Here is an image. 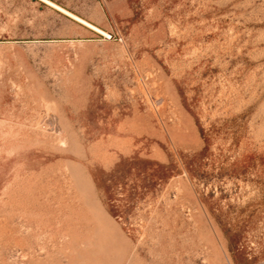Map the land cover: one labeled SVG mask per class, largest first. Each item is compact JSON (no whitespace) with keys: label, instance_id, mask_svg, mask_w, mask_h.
Segmentation results:
<instances>
[{"label":"rangeland","instance_id":"1","mask_svg":"<svg viewBox=\"0 0 264 264\" xmlns=\"http://www.w3.org/2000/svg\"><path fill=\"white\" fill-rule=\"evenodd\" d=\"M49 1L102 33L0 0V264H264V0Z\"/></svg>","mask_w":264,"mask_h":264},{"label":"trees","instance_id":"2","mask_svg":"<svg viewBox=\"0 0 264 264\" xmlns=\"http://www.w3.org/2000/svg\"><path fill=\"white\" fill-rule=\"evenodd\" d=\"M122 165H124V168L126 169L124 173H126L125 177H123L124 175H120V179L119 177H117L118 175H115L114 173H111L109 175H107V177L105 178V184L106 183H113V182H117V181H121L123 179H125L126 177H129L132 173V171L134 170H142L145 177L147 178H156V179H167L168 176H165V177H158L157 175H151V174H148L149 170H151L150 167H156L158 169H162L164 168V166L156 163V162H153V161H149V160H139V159H136V158H133V159H130V160H126L124 163H122ZM99 182V181H98ZM111 193L106 192V195H107V199L108 201L106 202L107 205H108V208H109V211L110 213L117 219H123L124 217L122 215H120V213L118 211H115V205H113V197H111L110 195Z\"/></svg>","mask_w":264,"mask_h":264},{"label":"bare ground","instance_id":"3","mask_svg":"<svg viewBox=\"0 0 264 264\" xmlns=\"http://www.w3.org/2000/svg\"><path fill=\"white\" fill-rule=\"evenodd\" d=\"M42 1L48 3V4L51 5L52 7H54V8H56V9H58V10L64 12V13H66L67 15L73 17L75 20L79 21L80 23H83V24H85V25H88V26L92 27L93 29H95L96 31L102 33V31H100L99 29H97V28H95L94 26L90 25L89 23H87L86 21L82 20L81 18L72 15L71 13L67 12L66 10H64L63 8H61L60 6H58V5H56V4L52 3V2H50L49 0H42Z\"/></svg>","mask_w":264,"mask_h":264},{"label":"built area","instance_id":"4","mask_svg":"<svg viewBox=\"0 0 264 264\" xmlns=\"http://www.w3.org/2000/svg\"><path fill=\"white\" fill-rule=\"evenodd\" d=\"M107 38H108V39H112V35H109Z\"/></svg>","mask_w":264,"mask_h":264}]
</instances>
